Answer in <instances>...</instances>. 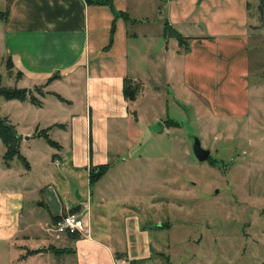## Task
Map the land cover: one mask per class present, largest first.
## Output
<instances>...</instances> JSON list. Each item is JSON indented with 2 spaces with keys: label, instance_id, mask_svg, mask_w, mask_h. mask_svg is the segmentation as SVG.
Returning <instances> with one entry per match:
<instances>
[{
  "label": "crops",
  "instance_id": "0c3cea01",
  "mask_svg": "<svg viewBox=\"0 0 264 264\" xmlns=\"http://www.w3.org/2000/svg\"><path fill=\"white\" fill-rule=\"evenodd\" d=\"M6 7L0 45L10 64L7 86L25 88L36 102L8 99L20 110V123L11 124L23 162L0 164L1 175L18 183L0 192V264H170L174 246L159 234L167 229L133 207L142 195H114L125 201L111 209L117 203L102 192V175L91 183L89 174L101 164L105 172L126 167L107 161L130 133L146 142L134 122L166 116L167 105L181 110L182 97L198 99L214 118L248 115L245 5L230 1V21L212 18L210 0H7ZM166 37L174 41L168 48ZM125 79L139 87L133 100L123 94ZM166 118L142 125L151 145L173 126L167 129ZM38 139L48 148H35ZM68 213L83 216L86 233L55 238L46 229ZM241 264H264V253Z\"/></svg>",
  "mask_w": 264,
  "mask_h": 264
},
{
  "label": "rangeland",
  "instance_id": "374dc122",
  "mask_svg": "<svg viewBox=\"0 0 264 264\" xmlns=\"http://www.w3.org/2000/svg\"><path fill=\"white\" fill-rule=\"evenodd\" d=\"M210 1L215 6L214 20H231L226 12L231 0ZM238 1L245 5V24L249 25L247 33L251 44L248 115L214 118L203 110L198 99L182 97L187 103L179 102L181 110L174 105L165 108L167 119L174 117L177 125L166 120L167 129L169 125L174 127L151 145L152 135H145L142 125L156 127L166 116L158 111L155 120L141 118L134 122L144 130L142 138L146 142L138 144V136L130 133L129 144L112 150L107 161L128 162L127 166L110 168L100 179L102 192L117 203H111V209L125 201L112 198L114 195L127 192L142 195L126 202L131 201L135 209L144 208L145 218L155 219L160 226H165L167 230L159 234L170 247L174 246L170 264L188 260L190 264H241L252 261L254 254L264 253V0ZM6 4L7 0H0V11L5 10ZM166 32L168 35L171 31L167 28ZM166 38L168 48L174 41ZM5 66L0 45V83L12 85ZM19 113L15 101L0 97V116H6L14 124L19 122ZM27 113L30 114L29 109ZM26 118L29 120L30 116ZM49 137L54 138V132ZM194 138L200 147L209 150L206 160L198 161L193 155ZM37 144L48 148L41 139L34 140L35 148ZM48 150L55 151L54 148ZM4 151L0 141V164L23 162L15 156L7 159ZM22 151L26 152L25 147ZM41 152L40 149V155ZM15 179L13 175L3 177L0 172V192L18 188Z\"/></svg>",
  "mask_w": 264,
  "mask_h": 264
},
{
  "label": "trees",
  "instance_id": "16d2710c",
  "mask_svg": "<svg viewBox=\"0 0 264 264\" xmlns=\"http://www.w3.org/2000/svg\"><path fill=\"white\" fill-rule=\"evenodd\" d=\"M6 11H7V7H5L4 11H0L1 20L4 19ZM167 28H168V25H166V29ZM177 40L180 46H182L183 49H185L187 45V39L179 36L177 37ZM6 66L7 67L10 66V64H6ZM129 83L130 81L125 79V86L123 88V94L125 95L127 99L133 100L135 98V95L139 87L136 84L130 85ZM0 97L6 100L8 99L23 100L27 98L30 102H34V103L36 102L31 97V95L28 94L25 88H16L14 86H7V85L4 86V85H1V83H0ZM166 120L174 125H177L176 122L170 119L166 118ZM45 139L50 145H54V142L51 141L46 136H45ZM0 141L5 148L4 155L7 159H10V157L15 156L22 160L18 152L19 135L16 133L14 126L4 116H0ZM106 169H107V164H101V165L95 166L89 174L90 182L92 183L95 180H97L106 171Z\"/></svg>",
  "mask_w": 264,
  "mask_h": 264
},
{
  "label": "built area",
  "instance_id": "2783aa9c",
  "mask_svg": "<svg viewBox=\"0 0 264 264\" xmlns=\"http://www.w3.org/2000/svg\"><path fill=\"white\" fill-rule=\"evenodd\" d=\"M46 230L52 232L55 238H58L59 235L63 233H86L85 221L80 213L61 215L52 223V226Z\"/></svg>",
  "mask_w": 264,
  "mask_h": 264
},
{
  "label": "water",
  "instance_id": "95a60500",
  "mask_svg": "<svg viewBox=\"0 0 264 264\" xmlns=\"http://www.w3.org/2000/svg\"><path fill=\"white\" fill-rule=\"evenodd\" d=\"M191 149H192L193 155L198 161L206 160L209 156V150L200 147V144L197 138L193 139ZM155 227H159V225H155Z\"/></svg>",
  "mask_w": 264,
  "mask_h": 264
}]
</instances>
